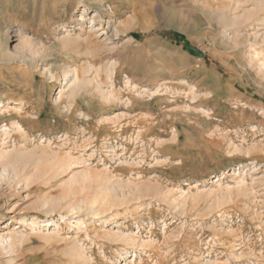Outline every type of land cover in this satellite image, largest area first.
Listing matches in <instances>:
<instances>
[{
	"label": "rangeland",
	"instance_id": "obj_1",
	"mask_svg": "<svg viewBox=\"0 0 264 264\" xmlns=\"http://www.w3.org/2000/svg\"><path fill=\"white\" fill-rule=\"evenodd\" d=\"M119 1L0 0L9 49L18 30L73 38L49 66L101 68L68 109L61 73L0 55V101L21 108L0 109V264H264L257 0H127L143 18L118 34Z\"/></svg>",
	"mask_w": 264,
	"mask_h": 264
},
{
	"label": "bare ground",
	"instance_id": "obj_2",
	"mask_svg": "<svg viewBox=\"0 0 264 264\" xmlns=\"http://www.w3.org/2000/svg\"><path fill=\"white\" fill-rule=\"evenodd\" d=\"M119 3H121V6L123 8L126 6H130L129 4H131V7H133V13L134 14L131 15V19H127V20L125 19L126 21L123 22L122 27H121L124 29H121V28H119L120 26H118L116 32H118V34H119L123 31H128L129 29H134L135 27H139L140 19H141V17L143 18L141 12L138 11V8H139L138 6L140 5V2L137 4V2H129L127 0H120ZM121 6H119V7H121ZM119 10H121V9H119ZM251 11H253L252 12L253 14H256V13H257V15L261 14L260 16H258L259 18L257 17L256 21H258V25L261 27V29H263V36H264V0H257L254 7H253V10H251ZM196 12L199 13V15L198 14L197 15L200 19H203V20L209 19V17L203 13L204 11L201 8L196 9ZM196 12H195V14H196ZM95 16H98V15H95ZM175 18H176V16H175ZM173 22H174V20H173ZM227 22L230 23V22H232V20L227 18L226 23ZM154 23H156V22H154ZM43 25H45V23ZM150 27L153 28V24H151ZM144 28H146V27H144ZM144 28H142V29H144ZM16 35L19 36L18 37L19 41L16 44L17 46H14L12 49L11 48L9 49V46L7 44L3 43L4 41L2 40V37H0V55L3 56V58L8 63V65H12L11 69L12 68L17 69V67H19V68L25 67V68H29L31 70V69L37 68L41 64V65H44L45 68H47L46 70L52 78H59L61 75H63L64 83L60 87V90L57 93V97H56L59 104L65 103V106L68 109H71L72 107H76L78 101L79 100L81 101L82 99H84L85 95L89 91L88 88H89L90 83L93 84L94 81H96L97 85L99 86V81H98L97 75H99L101 68L98 67L96 63L90 62L83 69H81L80 67H77V66H74V68H72V66L70 64H64L58 70H57V68H53V66H51V65L49 66V64L47 63L48 59H50V57L52 55L63 54L64 50H67V52H68L70 50L75 49L74 52L75 53L78 52V47H81L82 41H79V40H76L73 38L64 39L60 42V44H58V46H56V50H55V49H52L51 46H49V47L44 46L43 47L42 45L37 44L36 42L28 40V39H30V36H26L27 38L23 37L22 36L23 33L20 32L19 30H18ZM239 40H240V37L238 40H236V42H238ZM255 54H256V56H258V55H260V52L256 51ZM20 69H22V68H20ZM60 73H61V75H60ZM87 73H90L91 74L90 76H93V75L94 76L91 78H90V76L87 77ZM33 77L34 78L36 77L35 73H33ZM25 79L27 81L26 85L29 84L30 78L26 77ZM5 105L6 104H3L2 101H0V109L5 107L6 110H10V108L13 107V109H15L14 110L15 112L21 110V108L18 107L17 105H15V106H10L9 104H7L6 106ZM20 126H22V125H20ZM16 157L19 158L18 156H16ZM14 160H16V158ZM18 160L20 161V159H18ZM9 162H11V160ZM14 163H16V162H14ZM233 173L240 175V177L243 179V175L246 174V170H245V168L239 169V170L236 169L233 171ZM133 241H134V243H136L135 238ZM136 244L138 245L139 243H136ZM142 245H143V243H142ZM126 257H129L130 259H129V262L128 263L126 262L125 264H132L133 262L135 263L138 255L136 252H134L133 254L129 253V255ZM131 257H133V259H131ZM204 264H214V263L208 262V260H207Z\"/></svg>",
	"mask_w": 264,
	"mask_h": 264
}]
</instances>
